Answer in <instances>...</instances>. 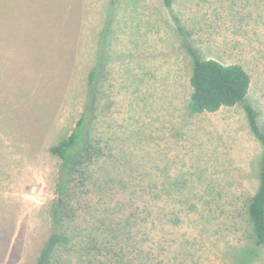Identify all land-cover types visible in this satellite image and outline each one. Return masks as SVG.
<instances>
[{
	"label": "rangeland",
	"instance_id": "obj_1",
	"mask_svg": "<svg viewBox=\"0 0 264 264\" xmlns=\"http://www.w3.org/2000/svg\"><path fill=\"white\" fill-rule=\"evenodd\" d=\"M187 40L202 58L244 66V102L264 125V0H174L171 13L163 0H0V264H37L60 200L49 148L84 109L97 135L119 138L108 174L156 184L171 213L125 233L114 221L125 248L107 243L110 164L92 165L102 186L73 194L78 230L56 264H264L246 215L262 146L243 104L188 112Z\"/></svg>",
	"mask_w": 264,
	"mask_h": 264
},
{
	"label": "trees",
	"instance_id": "obj_2",
	"mask_svg": "<svg viewBox=\"0 0 264 264\" xmlns=\"http://www.w3.org/2000/svg\"><path fill=\"white\" fill-rule=\"evenodd\" d=\"M173 1L163 0L164 6L170 13L172 12ZM171 16L178 24V30L183 33L178 17L175 16V13H172ZM184 46L192 58V68L189 76L188 112L190 114L214 112L222 107L243 104L249 129L262 146L258 185L248 200L246 215L252 233V240L259 249L264 251V125L260 119H257L254 108L244 102L251 85L250 76L240 63L223 64L215 58H202L188 40L184 42ZM95 74L96 70L91 71L89 74V86L92 91L98 87V85L95 84L96 87L94 85V82H96L94 80ZM85 111L84 109L80 113L69 134L49 148L51 155L61 163L57 184L60 200L57 201L51 211L50 235L41 251L37 264H56L57 261H54L53 257H55L58 247L67 248L71 245L70 241H73V235L78 230L74 215L75 209L70 207L75 202L73 194H76V196L83 194V190L86 194H90V192L92 193L93 190L100 189L99 186H102L97 185L94 177L91 179V176H89V168L92 165L96 166L97 164L98 167H101L99 168L100 171H102V165L110 164V169L105 165V169L102 171L105 174L104 177H106L103 183H105L108 197L105 198L106 200L98 201L99 207L104 206L103 212L105 214L103 216H106L107 221H110L108 223L102 221L98 227V230L110 233L105 234L107 243L125 248L123 244L124 239H126L125 236L120 240L122 247L117 244L118 230L116 227L111 226L114 221L117 222L118 228L124 229L123 232L125 233V230L135 231L137 225L145 224L154 219L162 221L164 217L170 216L171 213L162 210L160 203L163 202L165 194L161 188H153L156 184L150 182L144 184L141 178V182L138 181L140 184L130 183L124 179H120L118 183L116 179L108 174L109 171H111L110 173L114 172L112 169L115 166L109 160L111 156L107 157L106 154L107 151H115L117 147L115 143H118L119 138L116 135L112 136V134L104 135L105 131L97 135L102 124L97 121L91 124ZM71 185L79 187L77 189L80 191L72 189ZM85 187L87 189H84ZM119 190L120 195L117 196ZM100 193L101 196L104 194L105 197L104 189H101ZM95 210H98V208L96 207ZM119 213L121 216H118ZM92 230L96 231L97 229L91 226L90 231L92 232ZM128 235L131 236V233ZM73 246L72 244L71 247Z\"/></svg>",
	"mask_w": 264,
	"mask_h": 264
}]
</instances>
